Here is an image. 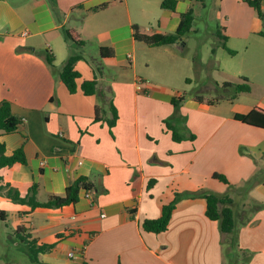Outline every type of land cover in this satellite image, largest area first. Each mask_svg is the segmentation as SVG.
<instances>
[{
  "label": "crops",
  "instance_id": "obj_1",
  "mask_svg": "<svg viewBox=\"0 0 264 264\" xmlns=\"http://www.w3.org/2000/svg\"><path fill=\"white\" fill-rule=\"evenodd\" d=\"M163 1L57 0L54 9L50 0H0V100L9 101L23 120L17 132H0V142L8 155L24 144L27 157L26 165L0 168V178L23 194L35 184L40 202L64 196L80 177L95 187L89 198L81 191L76 204L63 208L32 210L0 194V227L12 246L25 253L14 234L20 226L37 245L56 244L39 255L45 264H229V253L234 264H264V129L234 117L264 105L243 104L241 94L216 104L197 100L213 99L198 90L197 75L209 63L216 66L219 48L226 50L208 48L200 58L198 43L190 42L194 26L184 41L171 45L152 47L135 39V25L142 33H175L182 14L192 9L197 16L201 0H176L175 11L163 9ZM232 1L235 22L229 20L226 36L227 43L236 41L228 46L236 54L226 53L237 57L247 40L248 17L252 34L259 35L262 22L246 0ZM66 29L83 44L68 39ZM46 51L54 66L45 60ZM73 55L81 56L74 94L60 78ZM232 74L237 82L225 83L245 82L240 69ZM94 79L113 91L119 116L113 128L95 120L98 98L81 89ZM178 97L184 100L176 108ZM105 118H111L109 110ZM174 129L183 140L173 138ZM199 191L233 200L231 237L207 217L200 196L179 201L167 231L142 228L144 220L161 217L177 194ZM232 239L237 247L231 251ZM0 246L7 250L1 235Z\"/></svg>",
  "mask_w": 264,
  "mask_h": 264
},
{
  "label": "trees",
  "instance_id": "obj_2",
  "mask_svg": "<svg viewBox=\"0 0 264 264\" xmlns=\"http://www.w3.org/2000/svg\"><path fill=\"white\" fill-rule=\"evenodd\" d=\"M50 3L54 9L57 8V0H50ZM246 3L254 8L261 20L264 21V10L262 8L261 0H246ZM111 4L103 5L99 7L107 8ZM177 6L176 0H164L161 4L163 9H168L175 11ZM196 16L194 11L191 9L187 13L182 14L181 23L175 33H163L157 31H149L142 33L139 31L138 26H134V37L137 41L146 43L149 46H164L171 45L175 43H180L184 41L185 37L192 31L194 26ZM65 35L68 39L73 41L78 45H82L83 42L80 38L74 34L73 30L66 29ZM259 35L264 37V30H262ZM222 40L223 48L229 52L231 55L236 54V51L232 50L227 46L228 37L226 35L219 34ZM102 55H105V49L101 51ZM113 51L110 50L109 57L113 56ZM81 59L80 55L71 56L65 63L62 71L60 72V78L62 82L67 86L71 93L77 92L76 80L80 77L79 73L75 71V64ZM45 60L50 66H54V57L48 51L45 52ZM244 81L247 82L248 79L244 77ZM224 89L232 88L235 90V95L240 92H249L250 88L245 83L243 84H233L224 83L222 86ZM83 93L87 96L96 95L98 98V104L95 107V120H106L109 127H115L118 121V112L114 105V95L111 88L104 90L98 87L97 79L92 81H85L81 87ZM235 95L230 98V100L235 99ZM184 100L183 97H178L173 99V104L176 108L180 106V103ZM197 100L201 102H206L207 104H216L224 100V98L219 99H204L202 97H197ZM107 110L111 112V118H105ZM235 119L241 123L264 129V110L255 107L252 111L247 114H235ZM23 120L16 116L12 112L11 104L9 101L0 100V132L3 134H12L17 132ZM167 125L173 128L167 121ZM173 138L177 141L183 140V136L176 132L174 129ZM192 138H195L192 135ZM15 164H27V157L24 151V144H22L18 149L14 150L11 155L7 154L6 145L0 142V168H9ZM213 178L220 180L226 184H229L227 177L220 173H214ZM94 185L86 177H80L75 180L67 189L64 196H52L47 201L40 202L37 199V186L34 184L28 194H23V191L9 182H3V178H0V194L6 198L12 200L15 203L27 204L31 206L32 210L37 208H63L65 206L74 205L79 201L80 192L85 189L87 191H92ZM203 197L207 201V211L206 215L209 219L217 221L219 224L220 232L224 235H233L235 230V215L233 211V200L226 194H218L208 191H199L195 193L188 194H177L176 197L168 204L163 206L161 217L158 219H146L142 222V228L147 232H152L155 234H160L168 230L169 224L177 204L184 197ZM1 219H4L3 213H1ZM14 234L18 237L21 244L25 245L26 254L34 264H45L39 259L40 254L51 252L55 249L56 244H42L37 245V241L29 240V234L24 226H20L15 230ZM62 236L59 235V239ZM230 250H234L237 247L236 241L232 239L229 243ZM229 264H234L236 257L230 254L228 255ZM82 264H89L88 261H84Z\"/></svg>",
  "mask_w": 264,
  "mask_h": 264
},
{
  "label": "rangeland",
  "instance_id": "obj_3",
  "mask_svg": "<svg viewBox=\"0 0 264 264\" xmlns=\"http://www.w3.org/2000/svg\"><path fill=\"white\" fill-rule=\"evenodd\" d=\"M234 6V1L232 0H227L224 3H222V0H201L197 5V16L194 22V29L197 32L191 34L190 42L192 43L195 40L198 43L200 58L207 52L208 48L218 49L221 46V38L218 36L213 37V33L229 34L226 28L227 26H232L229 20L235 22L230 15ZM218 12L221 13L219 17ZM255 17V19L258 18L257 15ZM261 22V30H264V21L261 20ZM249 25H251L250 17H248L249 31L247 32V40L244 45L239 47L243 48L239 49V56H229L226 51L219 48L216 55V66L214 65L215 63L212 64L207 61L209 64L206 65V69L201 71V75H197L198 90L201 92L203 90L202 93L207 97L230 100L235 94V90L232 88L224 89L222 86L227 81L237 82V78L232 74V71L237 72L240 69L241 74L248 78L246 84L250 88L249 92L238 93L244 99L242 103L246 105H264V38L257 34H252ZM234 42L236 41L232 39V41L227 43V46L234 44ZM243 83L245 84V82H241V84ZM0 235L7 244V250L4 246H0V260L2 262H14L17 260L21 264H34L26 254V249L24 253L20 249L15 248V245L12 246V241L4 226L0 227ZM19 246L25 248L23 244H19Z\"/></svg>",
  "mask_w": 264,
  "mask_h": 264
},
{
  "label": "built area",
  "instance_id": "obj_4",
  "mask_svg": "<svg viewBox=\"0 0 264 264\" xmlns=\"http://www.w3.org/2000/svg\"><path fill=\"white\" fill-rule=\"evenodd\" d=\"M24 35H27V32L24 34ZM144 82V79H142V78H138V80H137V83L138 84H142ZM80 163H82V162H80ZM45 161H42L41 162V166H45ZM82 191H84V193H85V196L86 197H90V195H91V191H87V190H85V189H83ZM69 256L70 257H74L75 256V254L73 253V252H71V253H69Z\"/></svg>",
  "mask_w": 264,
  "mask_h": 264
}]
</instances>
